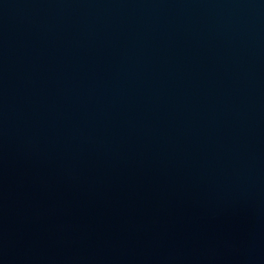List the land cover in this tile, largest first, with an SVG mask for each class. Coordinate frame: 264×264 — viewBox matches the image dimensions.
Instances as JSON below:
<instances>
[{
  "label": "water",
  "instance_id": "obj_1",
  "mask_svg": "<svg viewBox=\"0 0 264 264\" xmlns=\"http://www.w3.org/2000/svg\"><path fill=\"white\" fill-rule=\"evenodd\" d=\"M0 264H264V0H0Z\"/></svg>",
  "mask_w": 264,
  "mask_h": 264
}]
</instances>
